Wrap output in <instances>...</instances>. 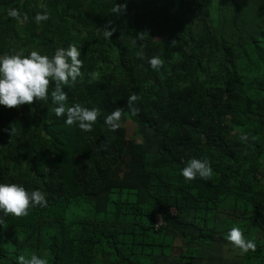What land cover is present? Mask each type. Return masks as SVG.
Masks as SVG:
<instances>
[{
	"label": "trees",
	"instance_id": "1",
	"mask_svg": "<svg viewBox=\"0 0 264 264\" xmlns=\"http://www.w3.org/2000/svg\"><path fill=\"white\" fill-rule=\"evenodd\" d=\"M73 44L83 78L64 86L66 107L99 108L92 131L55 115L54 84L47 101L0 106V183L47 200L25 217L0 211V264H206L217 245L264 264V0H0V56ZM116 107L130 137L104 123ZM192 158L209 161L210 178L182 176ZM234 226L255 251L227 241Z\"/></svg>",
	"mask_w": 264,
	"mask_h": 264
},
{
	"label": "clouds",
	"instance_id": "2",
	"mask_svg": "<svg viewBox=\"0 0 264 264\" xmlns=\"http://www.w3.org/2000/svg\"><path fill=\"white\" fill-rule=\"evenodd\" d=\"M126 6V3L116 4L112 8V13L119 16L126 11ZM8 16L20 22L27 20V16H22L21 12L15 8L8 10ZM49 18L50 14L44 11L36 14L35 21L39 24ZM97 31L102 33L105 39H110L117 29L114 22L109 20L103 27H98ZM143 34L145 32L138 33V36L142 39ZM80 57V48L75 44L67 48H57L51 57L41 55L36 50L31 51L28 55H25L21 50L15 54L0 56V106L19 109L23 105L47 101L49 91L54 84L55 87L51 90L50 95L52 102L58 105L54 109L55 115L57 117L66 115L64 123L69 126L75 124L82 131H92L93 125L99 119L100 109L84 107L80 103H73L66 107L68 93L63 91L64 86H74L78 77L83 78L81 69L84 62ZM148 63L152 69L158 70L163 66L164 61L159 56H153L148 59ZM138 99L139 97L135 93L127 99V108L132 115L139 114V108L135 107V102ZM124 115L125 109L116 107L105 118L104 123L109 125L112 131H116L120 128V122ZM212 172L213 169L208 160L192 158L182 169L181 174L186 180H194L197 176L208 179ZM37 205L47 206L44 192L40 190L28 191L17 183H0V211L5 216L25 217L29 215L31 208ZM162 219L163 217H159L160 222ZM226 239L243 253L256 250L255 242L246 239L239 227H232ZM17 262L18 264H48L46 258L36 254H32L30 257L20 255L17 257Z\"/></svg>",
	"mask_w": 264,
	"mask_h": 264
},
{
	"label": "rangeland",
	"instance_id": "3",
	"mask_svg": "<svg viewBox=\"0 0 264 264\" xmlns=\"http://www.w3.org/2000/svg\"><path fill=\"white\" fill-rule=\"evenodd\" d=\"M120 124H127L129 137L133 135L132 133L134 131L135 125L131 121L123 120L120 122ZM142 133H145V131H143ZM148 133L150 134V132H146V136L149 137L150 135ZM153 138H152L153 142H151V145L150 143H148V145L152 147V150L155 151L157 146V138L155 139ZM204 253L207 255L206 264H241L240 259L236 257L237 253L234 252L229 253L221 245H217L210 252L206 251Z\"/></svg>",
	"mask_w": 264,
	"mask_h": 264
}]
</instances>
